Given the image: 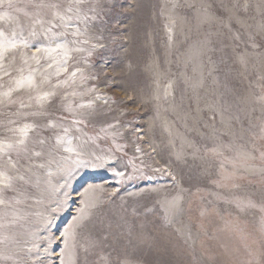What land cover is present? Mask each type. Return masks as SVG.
I'll return each instance as SVG.
<instances>
[{
	"label": "snow or ice",
	"instance_id": "1",
	"mask_svg": "<svg viewBox=\"0 0 264 264\" xmlns=\"http://www.w3.org/2000/svg\"><path fill=\"white\" fill-rule=\"evenodd\" d=\"M117 6L0 0V264H264V0L129 5L150 51L126 100L99 86Z\"/></svg>",
	"mask_w": 264,
	"mask_h": 264
},
{
	"label": "rangeland",
	"instance_id": "2",
	"mask_svg": "<svg viewBox=\"0 0 264 264\" xmlns=\"http://www.w3.org/2000/svg\"><path fill=\"white\" fill-rule=\"evenodd\" d=\"M155 3L157 0H118V6L115 13L111 15L115 20H119L124 24L129 23V18L132 19L133 23L130 26V32L132 35V40L128 44L129 51L128 53H123L116 46H110V49L104 53V56L107 57L111 63L108 65L107 72L112 80L111 90L104 87V84L101 83L99 86L102 90L108 92L109 95H113L118 99H127L124 93V89L128 90L129 95H134L133 89L143 87L148 83L147 75L143 72V65L147 60L148 53L150 49L145 47V37L144 32L147 30L150 22L148 21L149 10L147 8L138 9L136 12H133L129 5H134L136 3L148 4ZM213 2L218 3L219 0H213ZM153 27L155 25H152ZM163 38V33L160 32L155 37L156 47L160 50L162 55V49H160L161 40ZM131 60L134 64L133 70L127 68V64ZM99 69V66H98ZM173 71H177L175 65H173ZM130 111H135L136 106L130 105ZM141 124L144 120H147V117L144 116L143 112L140 113ZM131 119V117H129ZM146 126V125H145ZM157 137H159V131L157 132ZM94 176L95 182L103 183L105 181H111L112 177L110 173H107L103 170L96 173H91ZM157 183H162L163 181H156ZM146 182L143 181H132L125 185L127 190H135L137 187H143ZM111 186H115L114 184ZM74 188L77 190H82L80 184L74 182ZM123 194V193H122ZM75 198V193H73ZM76 207V204H72L69 213H66L63 219L60 221L63 224L67 219H70V214ZM222 208H227L226 205H222ZM235 216V213H233ZM241 227L246 228L248 231H252L257 226L258 214L252 212L243 213L240 215ZM246 222V223H245ZM213 227L226 228L225 223L219 218H214ZM225 238L230 246L239 243L238 237L232 235L230 232H225L221 234Z\"/></svg>",
	"mask_w": 264,
	"mask_h": 264
}]
</instances>
